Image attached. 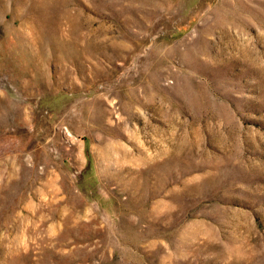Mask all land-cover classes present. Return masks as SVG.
Wrapping results in <instances>:
<instances>
[{
  "label": "rangeland",
  "instance_id": "374dc122",
  "mask_svg": "<svg viewBox=\"0 0 264 264\" xmlns=\"http://www.w3.org/2000/svg\"><path fill=\"white\" fill-rule=\"evenodd\" d=\"M0 264H264V0H0Z\"/></svg>",
  "mask_w": 264,
  "mask_h": 264
}]
</instances>
